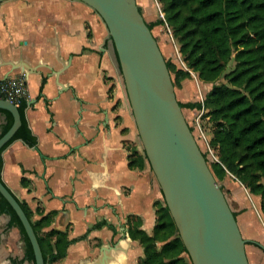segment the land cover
Here are the masks:
<instances>
[{
    "label": "crops",
    "instance_id": "crops-1",
    "mask_svg": "<svg viewBox=\"0 0 264 264\" xmlns=\"http://www.w3.org/2000/svg\"><path fill=\"white\" fill-rule=\"evenodd\" d=\"M136 2L146 21L155 19L153 0ZM18 75L27 86L25 117L36 143L13 139L1 152L0 175L32 221L54 211L42 231L66 230L74 238L66 255L49 264H97L108 243L118 247L106 251L104 264H138L143 249L130 237L127 217L139 216L141 227L151 232L153 202L163 194L147 160L143 167L129 165L132 147L142 153L140 139L100 15L81 0L1 1L0 78ZM181 85L176 97L192 100L193 80ZM4 120L0 111V132ZM217 180L247 239L249 264H264L259 196L230 173ZM9 219L0 212V264H32ZM100 220L108 223L90 228Z\"/></svg>",
    "mask_w": 264,
    "mask_h": 264
},
{
    "label": "trees",
    "instance_id": "trees-1",
    "mask_svg": "<svg viewBox=\"0 0 264 264\" xmlns=\"http://www.w3.org/2000/svg\"><path fill=\"white\" fill-rule=\"evenodd\" d=\"M158 1L164 18L146 21L147 25L152 30L153 26L166 23L178 43L185 66L199 80L211 83L202 101L177 98L182 109H202L201 117L212 123L208 141L217 159L210 162L209 167L216 179L230 173L251 194L259 196L260 210L264 214V0ZM165 60L170 75L173 73L174 87L176 80L190 76L188 69ZM230 60L234 61L233 65L227 68ZM17 106L21 124L0 149V170L1 152L13 139L19 137L28 144L36 143L25 117L27 99L21 100ZM0 111L5 115L1 135L13 119L8 110L0 108ZM203 155L207 159L204 152ZM145 160V153L136 149L129 155L131 167H143ZM21 183L27 185V180L21 178ZM20 204L36 233L44 263L64 257L68 244L74 238H68L66 230H41L49 225L54 211L32 221L26 204ZM153 205L155 223L151 232L141 227L139 216L127 217L128 233L143 249L138 264H192L164 198L155 200ZM0 212L9 214V226L19 228L27 246L25 258L34 264L32 246L24 227L1 194ZM107 223L100 220L90 228Z\"/></svg>",
    "mask_w": 264,
    "mask_h": 264
},
{
    "label": "water",
    "instance_id": "water-1",
    "mask_svg": "<svg viewBox=\"0 0 264 264\" xmlns=\"http://www.w3.org/2000/svg\"><path fill=\"white\" fill-rule=\"evenodd\" d=\"M81 1L107 27L142 148L192 264H249L247 239L190 129L165 57L136 0ZM0 108L13 119L0 135L1 149L20 126L21 117L18 106L6 98L0 97ZM0 194L24 227L34 264H45L30 219L1 178ZM117 247L102 245L97 264H104L106 251Z\"/></svg>",
    "mask_w": 264,
    "mask_h": 264
},
{
    "label": "rangeland",
    "instance_id": "rangeland-1",
    "mask_svg": "<svg viewBox=\"0 0 264 264\" xmlns=\"http://www.w3.org/2000/svg\"><path fill=\"white\" fill-rule=\"evenodd\" d=\"M153 1H154L153 12L156 14L155 19L158 17L164 18L163 11L161 9V3L158 0H153ZM147 18H149V15L147 16ZM150 21H153V20H150ZM152 29H154V36L159 44V47L165 59H169L170 61L174 62V64L177 67L188 69L185 66V63L181 58V54L178 50V43L174 39L169 26L165 23L163 25L160 24V27L158 28V30H156L155 26H153ZM161 36H163V38ZM233 62H234L233 60H230L227 68L231 67L233 65ZM188 70L190 71V76L185 77V78H191L194 82V91L192 92V95L190 94V96L193 98L192 100L202 101L204 98L205 92L209 89V88L207 89V86H206L207 82H203L199 80L192 70L190 69ZM171 77L172 78L174 77L173 73L171 74ZM183 79L180 78L178 79V81L176 80V85L174 88L177 89L178 91H180L179 89L182 86L181 80ZM182 110H183V113L185 115V118L188 124L192 127V132L197 140V143L199 144V147L206 154L208 164L216 160L217 154L215 153L213 148L210 146L209 141H208L210 137V129L212 127V123L208 121L206 117H201V114L203 111L202 109L199 110L196 108L191 109V108L184 107ZM139 145H140V151L143 153L144 150L142 148L141 142H139ZM208 146L211 148V152L208 149ZM133 149L134 148L132 147L131 152ZM136 246L137 245L135 243L132 244L131 250L133 251V249L136 248ZM184 256L187 258V255L185 253H184Z\"/></svg>",
    "mask_w": 264,
    "mask_h": 264
},
{
    "label": "built area",
    "instance_id": "built-area-1",
    "mask_svg": "<svg viewBox=\"0 0 264 264\" xmlns=\"http://www.w3.org/2000/svg\"><path fill=\"white\" fill-rule=\"evenodd\" d=\"M0 97L6 98L18 105V103L27 99L28 90L25 83L24 76H8L0 78ZM211 152V148L208 146Z\"/></svg>",
    "mask_w": 264,
    "mask_h": 264
}]
</instances>
